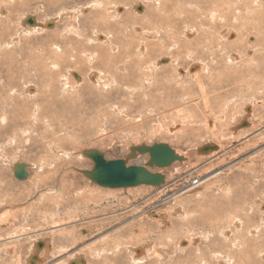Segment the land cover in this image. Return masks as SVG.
I'll list each match as a JSON object with an SVG mask.
<instances>
[{
    "label": "rangeland",
    "instance_id": "obj_1",
    "mask_svg": "<svg viewBox=\"0 0 264 264\" xmlns=\"http://www.w3.org/2000/svg\"><path fill=\"white\" fill-rule=\"evenodd\" d=\"M1 1H5L6 3L9 1L12 2H10V6L6 5V7L3 8V13L0 12V26L3 25L4 28L8 27V30L5 31L3 28H0V46L2 47L0 51L7 53L6 59L2 60L0 63V123L2 122L0 124V128L3 129V127L6 126V133H2L0 136V181L3 182L2 184L0 182V216H3L5 212L11 214L12 212H15V210H17V215L14 224L12 219H6L3 221L4 224L1 225L3 230L2 237H0V243L3 245V249L0 248V264H27L26 258L30 254V251H32L31 247L29 246H32V242L37 238L43 239L49 245L51 244V248L47 251L48 253H43L42 255L44 258H41V261H43L42 264H68L69 260L76 256L85 258V261L87 259L88 264H112L110 262L114 258L119 259L118 264H132L129 262L130 250L127 251V249H134L137 246H144V249H155L154 252L159 253L164 258V264H166L168 261L169 263L167 264H170V262H173L174 264H188L187 262L184 263V259H186L187 255L191 254L192 260L195 261V252L193 253L194 248L199 249L200 251L202 250V253L206 252L205 255L207 254L208 256L209 254L207 249L214 252L221 253L222 251L223 253H227L225 250L228 248L223 245V238L219 235V228H221V230L223 228L224 230L227 229L230 232L232 231L231 233H233L234 229L237 232L239 231L238 229H241V226L237 229L235 227L234 229L231 227L233 226V220L230 219V217H234L236 219L235 222L241 221L248 225L249 228L248 226H244V228L247 227L245 228L246 230L248 229L250 231H255L257 226H261V228L264 226V224L262 225V223H264L262 221L263 216L260 217L262 211L264 214V76H244V84H247H239L240 86L243 85L244 87L242 86L243 88L241 91L239 90V92L237 91V93H235L237 94L236 97L233 96V98L227 100L225 99L226 96L229 98L228 94L230 92L228 91L230 89H226L225 85L222 84L220 80H218V83L216 82L217 80L211 78L212 81L209 83V81L205 80V78H207L205 75L202 77L201 86L203 87V90H200L199 85L194 82L193 79H190L192 77H190L189 74H193L196 72V70L189 72L188 67L190 68L192 64H198V62H202L203 59L209 55V51L206 50V48L203 49L205 50L204 52L202 51V47L205 45H207V48L211 49L213 56L216 58V60L214 59L215 61H213L216 63L215 72L221 68V63L225 60L223 59L224 57H222L223 60L221 59L219 52L213 43L205 42L204 45V42L201 40H196L198 45H192L191 50L193 52V56L191 58L186 56L181 58L182 54L184 55V53L180 52L179 48H181L185 42L183 39L184 37H182L183 29L186 26H190L192 29H195L199 32L198 38L201 39V34L204 31L200 26V18H195L194 15H191L190 18L183 21H174V18L175 15L178 14L182 9L183 11H191L194 7H200L202 4H197L198 0H165L167 3L173 5V10L167 14L164 12L156 13L154 4L149 3L152 0H0V3ZM188 1L191 2L188 3ZM260 3L264 10V0H261ZM88 5H92V8H90L84 14L80 12L77 21L72 19L73 13H75L74 11L83 8L85 9L88 7ZM107 5L109 7L114 5L116 6L112 13H109V10L106 9ZM11 6H14V8L11 9ZM142 6H144V10H142ZM215 6L216 4L214 1H211V3L208 5L203 6V15L212 11ZM137 7H141L140 11H136ZM257 10V5L251 9L253 12ZM219 13L221 17L225 19V24H220L219 21H216V23H211L206 18H201V20L207 27L209 25H213L212 31L214 33L224 27L226 30L224 31L225 35L223 33L222 37L226 40L229 32L227 6H224L223 10H219ZM97 14L102 15V21L95 19ZM59 15H62L63 17L61 22L57 23L56 31V28H53L55 25L49 22V20L54 21L55 19H59L57 18ZM31 16L35 17L39 23H44L46 21V23L52 25L50 28L44 26L45 32L30 31L28 35H25V33L22 31L24 27L22 26L20 19ZM113 17L117 19H113ZM235 18L236 17H233V19ZM171 23H173V27H171ZM135 24L139 25L138 28H140L142 32L133 31V26H135ZM67 26H73L71 33L70 31L67 32V29L64 28ZM232 28L236 30L235 27ZM249 30H251V28H249ZM94 31L108 34L111 40H116L117 46L120 43H131L133 44V48L143 45L149 49L152 47V45H155L157 47H155L153 50V54H151L152 56L150 55V59L144 61H146L147 64L153 65L159 60H169V58L170 60H174L176 58V60L179 61L176 62V65L178 63L179 67L182 69H178L180 72L179 74H181V76L184 74V76L179 78V80L175 78V80L173 77L174 71H170L175 67L174 65H172L173 67L168 65L169 69L167 70L166 74L163 75V77H159L160 75L157 77V74H155L157 70L154 71V76L152 75L154 78V85L147 86V84H144V88H141L140 86L143 82V76L140 73H133L134 71L129 74L126 73L127 65L125 63L128 62V59L120 60L119 57L122 56L120 51H118V53L114 54V56H119L117 57L118 60L115 63H120L116 69L117 81L123 82L126 76L128 83L125 82V84L120 85L119 82L113 83V79L110 80L112 82L111 87L102 89V87H97L95 85L93 88V86L88 83V78L85 79L84 74L91 70L98 69L102 71V78L107 81L110 79V74L107 71H104V68L99 69L100 66L98 65L95 68L93 66L88 67L83 60L76 65L72 59H68V61L67 59H64V61L59 63L60 66H55V63L52 59L51 60L54 64H51L50 60L47 61V59L50 57V50L53 51V45L61 46V42H59V40L62 39H65L64 47L69 53L67 58L76 54L80 55L85 49L91 51L90 48H95L97 44L104 42V40L100 41L98 37L92 35ZM153 31H157L159 33L156 35L157 38L155 40H147L150 39V36H152L149 35V37H147V35ZM263 31L264 29L262 32ZM75 32H77V34ZM262 32L260 34H262ZM247 33L250 34L251 32ZM83 34H85V37L82 38ZM166 34H173L174 39H171L169 36L167 41V37H164ZM239 36L240 35H238L239 39H237L241 40ZM252 37L255 36L252 35L245 41L247 43H253ZM174 40L178 42L177 45L176 42H173ZM229 40L230 39H228V41ZM91 41L92 43H90ZM109 43L111 42L105 41L106 45ZM241 44L242 43H240L239 46H233L230 52L236 54L238 53L239 55V52L242 51L241 53H244V59L249 62L251 53L249 54L250 56L245 54L243 47L247 48V45ZM21 48L23 53H21ZM42 48H44L43 52L45 55H42V52L39 50ZM167 48H169V50ZM250 49L251 48H247V50ZM134 50L136 49L134 48ZM185 50L186 49L184 48V51ZM171 51L176 54L172 53ZM130 57L134 60L135 54H130ZM80 58L84 59V57L81 55ZM42 62L47 64L42 65ZM247 62L243 63L242 65H237L235 68L231 67L229 71L240 73L242 68H250L247 64H251V66H256L258 64V61L256 62L257 64ZM34 63L39 64L38 69L44 71L46 68L45 71L47 72H42L39 75H36L34 68H31L33 65H35ZM163 64L164 63H162V65ZM69 65L71 66L68 67ZM212 65L214 66V63ZM53 68L55 75L52 70ZM69 69L73 72H77V74L80 72L81 74H79L80 76L83 75L82 78L85 80V83L83 86H80L81 89H69L66 94L63 93L61 89L63 88L62 76L65 75L66 70L68 71ZM122 69H124V71ZM157 69H159V67ZM168 71L170 73H168ZM110 72L111 74L114 73L112 70ZM46 73L50 75L53 73V78L50 76L52 83L48 79L49 77H47L48 74ZM186 74H188V76ZM164 77L170 79L173 77L174 83H167L164 81ZM249 82H251V84ZM112 84L114 85L112 86ZM156 87L158 88L156 89ZM225 90L228 93L225 92ZM42 95L45 97L47 95V97H41ZM203 96L208 98L210 105L209 108L211 109L209 112L204 109L203 102H200ZM47 98L48 100H46ZM101 98L105 99L102 100ZM56 99L58 101H60V99L61 101H64V103L62 102L63 105ZM34 100L37 102L35 101L34 103ZM32 104L34 105L32 106ZM74 105L76 107H72ZM247 105L250 106L251 111L248 127L232 132L231 129L234 128L236 124L241 122L242 117L247 115L245 111ZM56 106H60L59 109ZM68 107L72 109L71 111L74 110L73 112H76V115H72L73 112L70 111V108L68 110ZM78 108L81 109L79 110ZM83 108L84 111L82 110ZM63 110H65L67 113L70 112L67 117L69 119L62 120L59 118L53 119L48 117L49 115L54 113L57 114V112H61ZM77 110H79V112ZM120 112H123L124 114H120ZM39 113L40 116L38 117ZM125 115H127L128 118H124ZM17 116L19 119L16 120V122H11V119H15ZM185 116L187 119H185ZM2 118L6 122H3ZM77 118L79 119L77 120ZM209 118L211 120H208ZM208 121L215 122V124H212L213 130L211 129L210 125H207ZM175 127L177 130L175 129L173 134L170 135L168 133V128L171 129ZM178 128L180 130H178ZM181 130L183 132H180ZM209 143L218 146V148L221 147L220 151L217 152L220 155L215 156V158L203 157L201 158L202 160H196V156H198L196 151L197 148ZM154 144H166L171 149H173L175 153H179L180 156H185L187 159V164H180L176 162L168 168L160 170L155 168L151 170L149 169L151 173H160L165 176L164 184L160 185L159 187L139 186L127 189L105 190L93 184L91 181L89 182L85 175L82 174V171H90L93 167L92 161L82 155L83 151H98L104 155V158L107 161H115L125 159V157L129 154L131 147L140 145L152 146ZM49 145L54 148V151L57 154L53 153V150L49 148ZM223 156L225 158H223ZM147 161L148 155L137 154V157L131 159L128 162V165L144 166L146 165ZM17 163L25 164L28 167L27 171L29 173V177L24 181H18L13 176V166ZM230 164L233 166L229 171H222L227 165ZM214 173H219L220 176L217 174L215 177L211 178L213 180H209L211 183L208 181L204 182L203 185L201 184V187L203 188L199 187L193 193L183 195V191H186V187L189 186L194 180L199 179V182L204 181L207 177ZM61 179L66 182L65 184L67 186H69V183H73L72 187L69 188L65 194L63 189L58 185V182ZM228 180L229 182H232L229 184ZM213 182H215V184ZM56 186H58V188H56ZM231 187L236 188L233 189V194H228V188L230 190ZM89 190H96V193H90L88 192ZM131 190H138L139 193L131 195L130 193H134ZM156 190L160 191L155 193ZM119 191L121 192L119 193ZM204 191H206V194ZM234 191H236V193H234ZM60 192H62L61 195H66V197H64L62 204H60L58 207L55 206L56 202L58 201L54 202L51 200V198L57 200V194ZM197 192L201 195L199 197L196 195L195 197L197 199L193 198L195 193L198 194ZM210 192H212V194ZM78 193L80 194L78 195ZM154 193L156 198L153 195ZM179 193L181 196L177 197L175 201H169L164 207L160 206L164 211L160 210V207L153 209V205L156 203V201L164 204V200L167 198V196L172 194L177 196V194L180 195ZM207 194L208 196H206ZM238 194H242L243 196L241 195L239 197ZM143 195L148 197L146 202L142 200L144 198ZM210 195H212L211 198L209 197ZM235 195L238 197V202L236 201L234 203L235 205L232 204L233 202H231V204L227 202V196L232 197ZM112 196H115V199ZM187 196L189 197L187 198ZM204 196H206L205 198L209 197L210 199L208 198L204 201ZM213 197H216L218 200L222 198L223 202L222 200H220V202ZM241 197L245 199L244 201H246V204ZM10 199L13 200L14 205L6 204L7 201H10ZM212 199H214V201ZM201 200L204 202H201ZM65 202H67V204ZM206 202L207 204H205ZM241 202L243 204H241ZM254 202L256 203L253 204ZM208 203L210 206H208ZM247 203H249L248 206ZM5 204L7 207H5ZM198 204H200L201 207ZM211 204H214V206ZM227 204L231 205L233 208L230 207L229 210ZM239 205L245 208L249 207L250 209L248 210L247 208L246 211L244 210L245 208L242 207V210L244 211L243 212L241 211ZM216 206L219 207L216 209ZM222 206L224 208L227 207L224 209L226 211L223 210ZM179 207L181 208L179 209ZM218 208L220 210L222 208V212L219 213L221 215L217 214V216L219 215V217L222 219V222L224 221V223L221 221L220 223H216V221L214 223L213 220H208L210 222H207V219H210V216H212H209L208 213L212 211L210 214L215 215L216 210L219 211ZM166 209L168 210L166 211ZM192 209L193 211L190 214ZM202 209H205L203 210V213ZM231 209H235L236 213ZM154 210L159 213H156ZM183 212H185V214ZM239 212L244 213V215ZM123 213H125V215ZM225 213H227V216ZM252 213H254V216ZM155 214L157 215L155 216ZM160 214L162 217H164V220L165 217H170L169 220L166 218L168 221L165 224L169 222L167 226H165L164 223H159V226L155 224V222L158 223V219H155V217L160 216ZM200 214L201 217L199 216ZM202 214L206 217L202 216ZM239 214H242L240 218H238ZM145 215H150V218L146 217ZM224 217L227 218L225 219ZM252 218H255V220ZM196 219L199 221L198 223L195 221ZM192 220L193 222L195 221L194 223L197 226L192 223ZM8 222H11V224H8ZM205 222L211 224V226L208 227L213 229H209L207 225H205ZM253 222L254 225L252 226ZM136 223L137 225H134ZM243 223H241V225H244ZM255 223H257V226ZM214 224H220L217 227L218 231L217 228L215 229ZM52 226L56 228H52ZM201 226L204 228L202 229ZM224 227H226V229ZM13 228L14 230H12ZM151 228L155 229V231H151ZM148 230L151 232H148ZM210 231L211 234L208 233ZM53 232L55 233L52 234ZM118 233H121V235L118 236ZM204 233L205 235L203 236ZM206 233L208 235H206ZM8 234H10V238L12 239H9V242L5 241L9 238L7 236ZM11 234L17 235L12 236ZM203 237H205L204 240ZM249 237L251 236L249 235L248 238ZM17 238H19L18 241L16 240ZM256 238L257 240L255 237H251L249 239H253L254 243L258 240L261 242L263 240L262 238L259 239L257 236ZM22 239L25 242L22 241ZM188 239L192 242L188 241ZM6 242L11 246L7 245ZM250 242H252V240H250ZM119 243L124 244H121V246ZM192 243L195 246H193ZM177 245L178 247L180 246L182 249H186L187 251L185 250L181 253L179 251L180 247L178 248ZM221 246L223 249L225 248L224 251L223 249L221 250ZM115 247H117L116 249L120 250H114ZM217 247L219 248L217 249ZM40 251L43 252V249H40ZM258 251L259 250L256 249V252ZM115 252L117 253L114 255ZM233 252L235 254L241 252L242 255L240 256L243 257L246 254L247 257L245 258L247 259L254 257V253L246 251V249H233ZM16 253H18V255H16ZM94 253L99 254V257H95ZM183 254L185 257H183ZM248 254H252V257ZM254 255L256 256V261L261 257L257 263H264V255L261 256L259 253L258 256L257 254ZM240 256L235 255L236 260L233 264H241ZM192 260L189 259L191 263ZM212 260H210L211 264L217 263L215 262L217 259ZM236 261H238V263H236ZM34 264H39V262H34ZM193 264H195V262Z\"/></svg>",
    "mask_w": 264,
    "mask_h": 264
},
{
    "label": "bare ground",
    "instance_id": "obj_2",
    "mask_svg": "<svg viewBox=\"0 0 264 264\" xmlns=\"http://www.w3.org/2000/svg\"><path fill=\"white\" fill-rule=\"evenodd\" d=\"M211 1H214L215 2V4H216V6H215V8L212 10V11H210V12H208L207 14H205V15H203V10H202V7L203 6H206V5H208L209 3H211ZM3 2H5V1H1V3H0V12H2L3 11V8L4 7H6V5H8V6H10V2H12V1H9L8 3H3ZM97 2V1H96ZM99 2V1H98ZM191 1H188V3H190ZM261 0H198L197 1V4L198 3H201L202 5L200 6V7H194L191 11H183V9L178 13V14H176L175 15V18H174V21H183V20H186V19H188V18H190V16L191 15H194V17L195 18H200V23H201V28H202V30L204 31L202 34H201V37H202V39L201 38H198V34H199V32L198 31H196L195 29H192L190 26H186L184 29H183V36L182 37H184L183 39L185 40V42H184V44L182 45V47L181 48H179V51L180 52H183L184 53V55L182 54V56H181V58L182 57H184V56H186V57H188V58H191L192 56H193V52H192V50H191V48H192V45L193 44H197L198 45V42H196V40H201V41H203L204 42V45H205V42L206 43H213L215 46H216V48H217V50H218V52H219V55H220V57H221V59H222V57H224L223 59H225L222 63H221V68L218 70V71H216L215 72V70H216V63L215 62H213V61H215L216 60V58L213 56V54H212V52H211V49L210 48H207V45H205L204 47H202V51L204 52L205 50H203V49H205L206 48V50H208L209 51V55H207L206 56V58H204L203 59V61L202 62H198V64L196 63V64H192V66H190V68L188 67V70H189V72L190 71H194V70H196V72H194L193 74H189V76L190 77H192V78H190V79H193V81L194 82H196L198 85H199V87H200V90H203V87L201 86L202 85V77L203 76H207V78H205V80H207V81H209V83L212 81V79L211 78H214L215 80H217L216 82H218L219 83V81L218 80H220L221 81V83L222 84H224L225 85V88L226 89H230L228 92H230L229 94H228V97L229 98H227V96H226V99L225 100H227V99H230V98H233V96L234 97H236L237 96V94H235V93H237V91L239 92V90L241 91V89L244 87L243 85H246V84H244V81L245 80H243V77L244 76H246V75H248L247 77H252L253 75H262V77L264 76V31L262 32V30L264 29V10H263V8H262V5H261ZM149 3H151V4H154V6H155V11H156V13H158V12H164V13H170L172 10H173V5L172 4H169V3H167L165 0H152L151 2H149ZM3 4V5H2ZM98 4H100V3H98ZM97 5V4H96ZM109 5H113V4H109ZM255 5H257V8H258V10L257 11H255V12H253V11H251V9L255 6ZM15 6V5H14ZM14 6H11V9L12 8H14ZM19 6V5H18ZM18 6H16V7H18ZM108 6V5H107ZM106 6V9L107 10H109V13H112L113 12V9L116 7L115 5L114 6H108L107 7ZM224 6H227V11H228V17H229V24H228V35H227V37H226V40L222 37L223 36V33H224V31L226 30L224 27H222L219 31H217V32H213L212 31V28H213V25H209L208 27L205 25V23L201 20V18H206V19H208L211 23H216V21H219L220 22V24L222 23V24H225L226 23V21H225V19H223L222 17H221V15H220V13H219V10H223V8H224ZM94 7V6H93ZM143 7L144 6H142V10H144L143 9ZM90 8H92V5H88V7H86L85 9L83 8V9H80V10H76V11H74L75 13H73V16H72V19L73 20H75V21H77V18H78V16H79V13L80 12H82L83 14L85 13V12H87ZM139 8H141V7H139ZM72 12V11H71ZM3 13V12H2ZM69 15V14H68ZM62 15H59V17H57V18H59V19H55L54 21H51V20H49V22H51V23H53V25H55V27L53 26V28H56V25H57V23H60L61 22V19H62ZM233 17H236L235 19H233ZM26 18H28V17H23L22 19H20L21 21V23H22V26L24 27L23 28V32L25 33V35H28V33H30V31H32V32H38V31H43V32H45L44 30H45V27H51V25L52 24H49V23H46V21L44 22V23H39V21L35 18V17H32L31 16V18H33L34 19V21H35V25L34 26H29V25H26V24H24V20L26 19ZM140 18V17H139ZM95 19H97L98 21H102L103 20V17H102V15L101 14H97L96 16H95ZM113 19H117V18H114L113 17ZM126 19H129V18H126ZM130 19H133V18H130ZM19 22V21H18ZM27 26V27H26ZM45 26V27H44ZM139 27V25H136L135 24V26H133V31H136V32H142V30L140 29V28H138ZM171 27H173V23H171ZM232 27H235L236 28V30L234 29V28H232ZM0 28H3L4 29V31L5 30H8L7 28L8 27H6V28H4V26L2 25V26H0ZM65 29H67V32L68 31H70V33H71V31H72V28H73V26L71 27V26H67V27H64ZM224 28V29H223ZM249 28H251V30H249ZM51 30V29H50ZM56 31H57V28H56ZM1 32V31H0ZM157 31H153V32H150L148 35H147V37H149V35H152V36H150L149 38L150 39H147V40H155L156 38H157V36L156 35H158L159 33L157 32ZM247 32H251L250 34H248ZM262 32V34H260ZM19 33V32H18ZM41 33V32H40ZM76 34H77V32H75ZM47 34V33H46ZM19 35V34H18ZM24 35V36H25ZM93 36L95 35V37H98L99 38V40L100 41H103L104 40V42L103 43H99V44H97L96 45V47L95 48H90L91 49V51H88L87 49H85V50H83L82 52H81V56L82 57H84V59H81L80 58V55L79 54H76V55H74V56H72V57H68L67 58V56H69V53L67 52V50L65 49V47H64V43H65V39H62V40H59V42H61V46H59V45H53V51H51L50 50V57L47 59V61L48 60H50V62H51V64H54L55 63V66H60L59 65V63L61 62V61H64V59H67V61H68V59H72L73 61H74V64H79V62H81L82 60L85 62V64H86V66H88V67H96L97 65L98 66H100V68L99 69H103L104 68V71H107L109 74H110V79L109 80H107V81H105L103 78H102V71L101 70H98V69H96V70H91V71H89V72H87L86 74H84L85 75V79H87L88 78V83L89 84H91L92 86H93V88H94V85L95 86H97V87H102V89H107L108 87H111V83L113 82V83H116V82H119V84L120 85H123V84H125V82L126 83H128V81H127V77L125 76V80L123 81V82H120V81H117V76H116V74H117V66H118V64H120V63H115L118 59H117V57H119L118 55L117 56H114V54H116V53H118V51H120V53H121V56L122 57H119V59L120 60H125V59H128V62H126L125 64L127 65L126 67V73H132L133 71V73H140L142 76H143V84L141 83V88H144V84H147V86H151V85H154V78H153V76H154V71L155 70H157V72L155 73V74H157L156 76L158 77V75H160L159 77H163V75H165L166 74V72H167V70L169 69V67H168V65H170V67H173L172 65H174V67L175 68H173V69H171L170 71H174V74H173V77H174V79L175 78H177L178 80H179V78H182L183 76H184V74H182V76H181V74H179L180 72H179V68L181 69V67H179V65H178V63H177V65H176V62H179V61H177L176 60V58L173 60H170V58H169V60H167V59H165V60H159V61H156L153 65H150V64H147L146 63V61H144V60H148V59H150L149 57H150V55L151 54H153V50L155 49V47H157V46H155V45H152V47L151 48H149V49H147V47L146 46H143V45H139V46H137V48L136 47H134L136 50H134V48H133V44H131V43H120V44H118V46H117V44H116V40H114V39H110L109 38V35L108 34H105V33H98V32H96V31H94L93 32V34H92ZM144 35V34H143ZM224 35H225V33H224ZM238 35H240L239 37H240V39L241 40H238L239 38H238ZM255 36V37H252V39H253V43H250V42H246L245 40L246 39H249L251 36ZM34 36H35V34H34ZM169 36L171 37V39L173 38V34H166L164 37L166 38L167 37V41H168V38H169ZM229 36V37H228ZM30 37V36H29ZM37 37V36H36ZM83 37H85V34H83L82 35V38ZM12 38V37H11ZM25 38V37H24ZM192 38V39H191ZM234 38V39H233ZM238 38V39H237ZM244 38V39H243ZM29 39V38H28ZM27 39V40H28ZM174 39V38H173ZM228 39H230L229 41H228ZM231 39H233V40H231ZM237 39V40H236ZM243 39V40H242ZM36 40V39H35ZM105 41L106 42H111V43H109L108 45H106L105 44ZM41 42V41H40ZM173 42H176V45L178 44V42L176 41V40H174ZM244 42V43H243ZM90 43H92V41L90 42ZM240 43H242V44H245V45H247V48H251L250 50H247V48H245V47H243L244 48V52H245V54H247V55H249L250 53H251V56H250V59H249V62H247L245 59H244V53L242 54L241 52H239V55H238V53L236 54V53H232V52H230V50L233 48V46H239V44ZM241 44V45H242ZM199 45H200V43H199ZM203 45V44H202ZM171 47H173V46H171ZM159 48V47H158ZM170 48V47H169ZM169 48H167L168 50H169ZM184 48L186 49L185 51H184ZM242 48V49H243ZM2 49V47L0 46V50ZM38 49V48H37ZM43 49L44 48H42V49H39L40 50V52H42V55H45L44 54V52H43ZM182 49H183V51H182ZM93 50V51H92ZM134 50V51H133ZM167 50V51H168ZM60 51V52H59ZM95 51H97V52H95ZM158 51V50H157ZM187 51V52H186ZM191 51V52H190ZM59 52V53H58ZM139 52V53H138ZM159 52H161V51H159ZM170 52V51H169ZM172 53H174L173 51H171ZM237 52V51H236ZM21 53H23L22 52V48H21ZM132 53H134L135 54V59L133 60L131 57H130V54H132ZM145 54V55H144ZM160 54V53H159ZM168 54V53H167ZM174 54H176V53H174ZM6 55H7V53L6 52H3V51H0V63L2 62V60H5L6 59ZM169 55V54H168ZM179 55V54H178ZM33 56V55H32ZM79 56V57H78ZM152 56V55H151ZM170 56V55H169ZM177 56V55H176ZM39 57V56H38ZM252 57H254V58H252ZM27 58V57H26ZM30 58H32V57H30ZM34 58V57H33ZM37 58V57H36ZM179 58V57H178ZM40 59V58H39ZM54 61V63H53V61ZM215 59V60H214ZM222 59V60H223ZM25 60H28V59H25ZM42 60V59H41ZM46 60V59H45ZM180 60V59H179ZM207 60V61H206ZM29 61H30V59H29ZM36 61V60H35ZM34 61V62H35ZM258 61V64L256 63ZM20 62V61H19ZM24 62V61H23ZM28 62V61H27ZM83 62V63H84ZM181 62V61H180ZM207 62V63H206ZM255 63V64H257L256 66H251V64H247L248 65V67H250V68H248V69H245V68H242L241 69V72L240 73H238V72H230L229 71V69L232 67V68H235V66H237V65H242L243 63ZM29 63V62H28ZM38 63V62H37ZM40 63V62H39ZM162 63H164L163 65H162ZM166 63V64H165ZM195 63V62H194ZM214 63V66L212 65ZM33 64V63H32ZM35 64V63H34ZM44 64H47V63H45V62H42V65H44ZM68 64V63H67ZM20 65V64H19ZM30 65V64H29ZM37 65H38V67H37ZM48 65H50V64H48ZM83 65V64H82ZM27 66V65H26ZM32 66V65H31ZM54 66V65H53ZM71 65H69L68 67H70ZM45 67V66H44ZM159 67V69H157ZM31 68H34V70H35V72H36V75H39L40 73H42V72H47V71H45L46 70V68L44 69V71L43 70H41V69H38L39 68V64H35V65H33V67H31ZM48 68V67H47ZM59 68V67H58ZM72 68V67H71ZM73 68H74V66H73ZM76 68V67H75ZM56 69V68H55ZM120 69V68H119ZM198 69V70H197ZM53 70V73H54V68L52 69ZM51 70V71H52ZM74 70V69H73ZM98 70V71H97ZM114 71V73H112L111 74V72L110 71ZM123 71H124V69H122ZM182 70V69H181ZM187 70V69H186ZM187 70V71H188ZM78 71V70H77ZM55 72H56V70H55ZM53 73H52V75H50V74H48V73H46V74H48V76L47 77H49L48 79L50 80L51 78H50V76L53 78ZM80 73V72H79ZM77 74V72H73V71H71L70 69L67 71L66 70V74L65 75H63L62 76V87L63 88H61L62 89V92L63 93H66L67 94V92H68V90L70 89V90H72V89H81V85L83 86L84 85V83H85V80L82 78V76L83 75H81L80 76V74ZM168 73H170L169 71H168ZM173 73V72H172ZM187 73V72H186ZM83 74V73H82ZM103 74H104V72H103ZM54 75H55V73H54ZM153 75V76H152ZM187 76H188V74H186ZM41 77H42V75H41ZM54 77H56V76H54ZM59 77V76H58ZM173 77L170 79V78H166V77H164V81H166L167 83H169V84H172V82H173ZM8 78H10V77H8ZM7 78V79H8ZM258 78V77H257ZM108 79V78H107ZM114 79V80H113ZM252 79V78H251ZM261 79V78H260ZM11 80V79H10ZM79 81V82H77V81ZM110 80H113L112 82L110 81ZM176 80V79H175ZM254 80V79H253ZM51 81V80H50ZM49 81V82H50ZM58 81V80H57ZM260 81V80H259ZM46 82H48V81H46ZM59 82V81H58ZM177 82V81H176ZM179 82V81H178ZM251 82H253V81H251ZM251 82H249L250 84H251ZM254 82H255V80H254ZM42 83V82H41ZM51 83H52V81H51ZM87 83V84H88ZM174 83V82H173ZM54 84V83H53ZM212 84V83H211ZM239 84H243V85H239ZM255 84V83H254ZM49 85V84H48ZM59 85V84H58ZM91 85H90V89H91ZM114 84H112V86H113ZM50 86H51V84H50ZM87 86V85H86ZM85 86V87H86ZM133 86V85H132ZM243 86V87H242ZM45 88H46V85H45ZM83 88V87H82ZM114 88V87H113ZM139 88V87H138ZM158 87H156V89H157ZM160 88V87H159ZM36 89V88H35ZM50 89H51V87H50ZM98 89V88H97ZM100 89V88H99ZM47 90V89H46ZM93 90V89H92ZM96 90V89H95ZM36 91V90H35ZM39 91H41V90H39ZM43 92V91H42ZM49 92V91H48ZM53 92V91H52ZM58 92V91H57ZM56 92V93H57ZM82 92V91H81ZM224 92V91H223ZM225 92H227L226 90H225ZM227 92V93H228ZM36 93V92H35ZM40 93V92H39ZM46 93V92H45ZM41 94V93H40ZM48 95H50V94H48ZM57 95V94H56ZM225 95H227V94H225ZM44 95H42L41 97H43ZM51 96V95H50ZM58 96V95H57ZM29 97V96H28ZM31 97V96H30ZM45 97V96H44ZM46 97H47V95H46ZM45 97V98H46ZM54 97V96H53ZM99 97V96H98ZM45 98H44V100H45ZM219 98V97H218ZM35 99H37V98H35ZM58 99V98H57ZM56 99V100H57ZM102 99V98H101ZM100 99V100H101ZM103 99H105V98H103ZM102 99V100H103ZM107 99V98H106ZM124 99V98H123ZM5 100V99H4ZM8 100V99H7ZM32 100V99H31ZM39 100V99H38ZM46 100H48V98L46 99ZM97 100V99H96ZM35 101L36 100H34V103H35ZM58 101V100H57ZM74 101V100H73ZM98 101V100H97ZM4 102V101H3ZM8 102V101H7ZM37 102V101H36ZM51 102V101H50ZM58 102H60L61 104H62V102L64 103V101H61V99H60V101H58ZM66 102V101H65ZM72 102V101H71ZM103 102V101H102ZM162 102V101H161ZM200 102H203V107H204V109L207 111V112H209V110L211 111V109L209 108L210 107V105H209V102H208V98L206 97V96H203L202 98H201V101ZM40 103H41V100H40ZM7 104V103H6ZM9 104V103H8ZM31 104V103H30ZM48 104V103H47ZM68 104H69V102H68ZM232 104V103H231ZM34 104H32V106H33ZM38 105V104H37ZM42 105V104H41ZM50 105V104H49ZM58 105V104H57ZM63 105V104H62ZM61 105V106H62ZM66 105H67V103H66ZM81 105V104H80ZM201 105V104H200ZM30 106V105H29ZM76 106H77V104H76ZM75 105L74 106H72V107H76ZM82 106V105H81ZM243 106V105H242ZM17 107V106H16ZM57 107V106H56ZM60 107V106H59ZM59 107H57L58 109H59ZM63 107H65V106H63ZM80 107V106H79ZM69 108L70 107H68L67 109L69 110ZM82 108V107H81ZM80 108V109H81ZM85 108V107H84ZM84 108L82 109L83 111H84ZM201 108V107H200ZM37 109V108H36ZM40 109V108H39ZM65 109V108H64ZM79 109V108H78ZM79 109V110H80ZM87 109V108H86ZM72 109L70 108V111H71ZM75 110H76V108H75ZM79 110H77L78 112H79ZM192 110V109H191ZM199 110V109H198ZM74 111V110H73ZM73 111H71V112H73ZM86 111V110H85ZM244 111V110H243ZM245 111H246V116H244V117H242V120H241V122L239 123V124H236V126L234 127V128H232L231 129V131L233 132V131H237V130H239V129H242V128H246V127H248V121H249V117H250V106H246V108H245ZM27 112V111H26ZM183 112V111H182ZM189 112V111H188ZM194 112V111H193ZM48 113V112H47ZM70 113V112H69ZM69 113H67V112H65V110H63V111H61V112H57V114H52V115H49L48 117L49 118H53V119H56V118H59V119H62V120H65V119H69V118H67L68 117V114ZM87 113H88V111H87ZM179 113H181V112H179ZM196 113H197V111H196ZM195 113V114H196ZM212 113V112H211ZM245 113V112H244ZM23 114V113H22ZM26 114V113H25ZM73 114H75L76 115V112H73L72 113V115ZM120 114H124L123 112H120ZM78 115V114H77ZM192 115V114H191ZM40 116V113H39V115H38V117ZM82 116V115H81ZM182 116V115H181ZM71 117V116H70ZM77 117V116H76ZM74 118V117H73ZM81 118V117H80ZM124 118H128V116L127 115H125V117ZM192 118V117H191ZM19 118H18V116L15 118V119H11V122L12 121H15L16 122V120H18ZM79 118H77V120H78ZM185 119H187L186 118V116H185ZM1 120V119H0ZM2 120H3V122H6L3 118H2ZM190 120V119H189ZM208 120H211L210 118L208 119ZM10 121V120H9ZM216 121V120H215ZM2 123V122H1ZM0 123V124H1ZM192 123V122H191ZM243 123H245V125H242ZM212 124H215V122L214 121H208V124L207 125H210V127H211V129L213 128V125ZM10 125V124H9ZM12 125H13V123H12ZM176 126V125H175ZM6 127V126H5ZM5 127H3V129H1L0 128V136H1V134L2 133H6V129H5ZM172 127V126H171ZM174 127V126H173ZM176 127H178V126H176ZM176 127L175 128H171V129H169L168 128V133L171 135V134H173V132L175 131V129H176ZM179 127H181V126H179ZM177 130V129H176ZM178 130H180L179 128H178ZM213 130V129H212ZM7 131H8V129H7ZM167 131V130H166ZM179 132V131H178ZM180 132H183L182 130L180 131ZM167 133V132H166ZM185 133V132H184ZM228 133V132H227ZM168 134V135H169ZM175 134V133H174ZM177 135V134H176ZM179 135V134H178ZM171 137V136H170ZM178 137V136H177ZM175 138V137H174ZM223 138V137H222ZM242 138V137H241ZM183 140V139H182ZM222 140V139H221ZM234 142V141H233ZM210 144V143H209ZM211 145H214V144H211ZM238 145V144H237ZM236 145V146H237ZM50 147V149L51 150H53V153H55V151H54V148L53 147H51V145H49ZM216 146V145H215ZM234 146V145H233ZM217 147V150L216 151H214V152H212V153H209V154H207V155H201V154H198L197 153V155L198 156H196V160H199V159H201V158H203V157H212V158H215V156H218V155H220V154H218L217 152H219L220 151V148H218V146H216ZM63 149V148H62ZM198 149V148H197ZM197 151V150H196ZM84 152V151H83ZM255 153V152H254ZM55 154H57V153H55ZM178 156H180V154L179 153H176ZM210 154H212V155H210ZM240 154V153H239ZM82 155H83V153H82ZM185 155V154H184ZM189 155V154H188ZM225 155H227V154H225ZM224 155V156H225ZM254 155V154H253ZM63 156V155H62ZM223 156V158H225ZM181 157H183L184 158V161L183 162H181L180 164H183V163H186L187 162V159L185 158V156H181ZM227 157V156H226ZM231 157V156H230ZM195 158V157H194ZM202 160V159H201ZM197 162V161H196ZM223 162V161H222ZM243 162V161H242ZM190 163V162H189ZM252 163V162H251ZM187 164V163H186ZM216 164V163H215ZM245 164V163H244ZM232 166L233 165H227L226 167H225V169L224 170H222V171H229L231 168H232ZM42 167V166H41ZM236 167V166H235ZM234 167V168H235ZM241 167V166H240ZM246 167H247V165H246ZM243 168V167H242ZM220 169V168H219ZM253 170V169H252ZM203 172V171H202ZM247 172V171H246ZM191 174V173H190ZM209 174V173H208ZM217 174H219V173H214V174H212L211 176H209V177H207L204 181H201V182H199V179H196V180H194L189 186H187L186 188V191H183V195H188V194H190V193H193L196 189H198L199 187H201V184L203 185V183L204 182H208L211 178H213V177H215ZM225 174V173H224ZM230 174V173H229ZM232 174V173H231ZM201 175V174H200ZM221 175H222V173H221ZM208 176V175H207ZM218 176H220V174L218 175ZM217 176V177H218ZM29 177V176H28ZM233 177V176H232ZM202 178V177H201ZM221 178V177H220ZM243 178V177H242ZM216 179V178H215ZM214 179V180H215ZM223 179V178H222ZM228 179V178H227ZM226 179V180H227ZM211 180H213V179H211ZM218 180V179H217ZM216 180V181H217ZM235 181V180H234ZM1 182V184L3 183L2 181H0ZM60 182V183H59ZM59 182H58V185H59V187L60 188H62L63 189V192H64V194L67 192V190L69 189V188H71L72 187V184L73 183H69V186H67L65 183L66 182H64V180H59ZM90 182V181H89ZM210 182V181H209ZM219 182V181H218ZM220 182H222V181H220ZM228 182H229V180H228ZM230 182H232V181H230ZM230 182H229V184H230ZM245 182H247V181H245ZM211 183V182H210ZM214 184H215V182H213ZM226 184V183H225ZM247 184H249V183H247ZM246 184V185H247ZM256 184V183H255ZM259 184V183H258ZM207 185H209V184H207ZM219 185H221V184H219ZM226 185H228V184H226ZM232 185V184H231ZM235 185V184H234ZM2 186V185H1ZM249 186V185H248ZM256 186V185H255ZM3 187H5V186H3ZM166 187V186H165ZM171 187V186H170ZM169 187V188H170ZM205 187V186H204ZM213 187V186H212ZM230 187V186H229ZM6 188V187H5ZM56 188H58V186H56ZM201 188H203V187H201ZM215 188V187H214ZM232 188V187H231ZM230 188V190H229V188H228V191H227V193L229 194V193H232L233 192V189L234 188H236V187H234V188H232L231 189ZM252 188V187H251ZM223 189V188H222ZM221 189V190H222ZM247 189H249V188H247ZM246 189V190H247ZM65 190V191H64ZM105 190H107V189H105ZM110 190V189H109ZM115 190H117V189H115ZM162 190V189H161ZM219 190V189H218ZM253 190V189H252ZM61 191V190H60ZM93 191V192H92ZM96 190H89L88 192H90V193H94ZM132 192H134V193H130L131 195H135V194H137V193H139L138 192V190H131ZM160 190H156L155 191V193L156 192H159ZM198 191V190H197ZM245 191V190H244ZM1 192H2V190H1ZM104 192V191H103ZM109 192V191H108ZM117 192V191H116ZM121 191H119V193H120ZM126 192H127V190H126ZM154 192V191H153ZM206 191H204V193H205ZM209 192V191H208ZM207 192V193H208ZM213 192V191H212ZM212 192H210L211 194H212ZM237 192H239V191H237ZM242 192V191H241ZM61 193L62 192H60V193H58L57 194V200L55 199H53V198H51V200L52 201H54V202H56V201H58V202H56V204H55V206H58L59 207V205L60 204H62V200L64 199V197H66V195H61ZM96 193V192H95ZM115 193V192H114ZM113 193V194H114ZM155 193L153 194L154 196H155ZM181 193H182V191H181ZM198 193V192H197ZM234 193H236V191H234ZM247 193V192H246ZM80 193H78V195H79ZM82 194V193H81ZM108 194V193H107ZM107 194H105V195H107ZM127 194V193H126ZM129 194V195H130ZM152 194V193H151ZM180 194V193H179ZM203 194V193H202ZM206 194V193H205ZM233 194V193H232ZM84 195V194H83ZM101 195V194H100ZM102 195H104V194H102ZM128 195V196H129ZM130 195V196H131ZM200 196L201 194H196L195 193V195H194V197L193 198H196L195 196ZM216 195V194H215ZM239 195V197L242 195H240V194H238ZM243 195H244V193H243ZM242 195V196H243ZM82 196V195H81ZM116 196V195H115ZM114 196V197H115ZM122 196V195H121ZM124 196V195H123ZM144 196V195H143ZM152 196V195H151ZM179 196H181V194L180 195H178L177 194V196L176 195H174V194H172V195H170V196H167V198L164 200V202H162V203H164V204H161L160 202H158V201H156V203L153 205V209L155 208L156 209V207H160V206H162V207H164V206H166V204L169 202V201H175L176 200V198L177 197H179ZM190 196V195H189ZM189 196H187V198L189 197ZM206 196H208V194L206 195ZM206 196H204V198L206 197ZM223 196V195H222ZM221 196V197H222ZM226 196V195H225ZM224 196V197H225ZM231 196V195H230ZM257 196V195H256ZM83 197V196H82ZM103 197V196H102ZM113 197V196H112ZM113 197V198H114ZM120 197V196H119ZM119 197H118V199H119ZM170 197V198H169ZM191 197H192V195H191ZM210 198L212 197V195H210L209 196ZM208 197V198H209ZM244 197H246V196H244ZM258 197H260V196H258ZM263 197V196H262ZM55 198V197H54ZM67 198H68V196H67ZM84 198H85V196H84ZM100 198V197H99ZM154 198V197H153ZM155 198H156V196H155ZM203 198V197H202ZM203 198V199H204ZM208 198H205L204 199V201L206 200V199H208ZM209 198V199H210ZM213 198H216V197H213ZM220 198V197H219ZM242 198V197H241ZM261 198V197H260ZM59 199V200H58ZM115 199V198H114ZM180 199V198H179ZM197 199V198H196ZM217 199V198H216ZM215 199V200H216ZM224 199V198H223ZM225 199H226V197H225ZM227 199H228V201L227 202H229L230 204H231V202H233L232 204H234L237 200H238V197H236V195L235 196H232V197H229V196H227ZM243 199V198H242ZM241 199V200H242ZM50 200V201H51ZM117 200V199H116ZM142 200H144L145 202L148 200V197H146V196H144V198L142 199ZM189 200H191V199H189ZM213 201H214V199H212ZM218 200V199H217ZM220 200H222V198H220ZM220 200H218V201H220ZM245 199H243V201H244ZM92 201V200H91ZM160 201V200H159ZM187 201V200H186ZM194 201H195V199H194ZM204 201H202L201 200V202H204ZM212 201V202H213ZM6 202V201H5ZM139 202V201H138ZM179 202V201H178ZM196 202H198V201H196ZM209 202V201H208ZM217 202V201H216ZM215 202V203H216ZM221 202V201H220ZM222 202H223V200H222ZM226 202V201H225ZM224 202V203H225ZM238 202V201H237ZM245 202V204H246V201H244ZM257 202V201H256ZM256 202H254L253 204H255ZM19 203H20V201H19ZM66 204H67V202H65ZM85 203V202H84ZM135 203H137V202H135ZM186 203V202H185ZM190 203V202H189ZM195 203V202H194ZM210 203V202H209ZM208 203V204H209ZM6 204H13V200H11L10 199V201H7V203ZM6 204H5V207H7L6 206ZM48 204V203H47ZM82 204V203H81ZM130 204H132V203H130ZM151 204V203H150ZM202 204V203H201ZM205 204H207V202L205 203ZM222 204V203H221ZM220 204V205H221ZM241 204H243L242 202H241ZM240 204V205H241ZM14 205V204H13ZM136 205V204H135ZM178 205V204H177ZM181 205H183V204H181ZM189 205V204H188ZM194 205H196V204H194ZM199 206H200V204H198ZM211 205H213L214 206V204H211ZM216 205H219V204H216ZM225 205V204H224ZM235 205V204H234ZM239 205V206H240ZM249 205V203H247V206ZM251 205V204H250ZM260 205V204H259ZM262 205V204H261ZM134 206V205H133ZM147 206V205H146ZM198 206V207H199ZM208 206H210V204L208 205ZM263 206V205H262ZM201 207V206H200ZM204 207V206H203ZM212 207V206H211ZM217 207H219V206H216V209H217ZM221 207V206H220ZM223 207V206H222ZM227 207L229 208V210H230V207H232L231 205H229V204H227ZM226 207V208H227ZM236 207H238V206H236ZM236 207H235V209H236ZM243 206H240V208H241V211H243L242 209L243 208H245V207H243ZM259 207V206H258ZM9 208V207H8ZM132 208V207H131ZM147 208V207H146ZM161 208V207H160ZM174 208H176V207H174ZM181 207H179V209H180ZM185 208V207H184ZM183 208V209H184ZM189 208V207H188ZM194 208V207H193ZM214 208V207H213ZM226 208H224L223 207V210L224 209H226ZM233 208V207H232ZM248 208V210L250 209L249 207H247ZM247 208H245L244 210H246L247 211ZM257 208V207H256ZM13 209H16V208H13ZM58 209V208H57ZM129 209V208H128ZM135 209V208H134ZM142 209V208H141ZM152 209V208H151ZM169 209V208H168ZM168 209H166V211L168 210ZM191 209V208H190ZM205 209L207 210V208L205 207ZM205 209H202V213H203V210H205ZM209 209V208H208ZM219 209V208H218ZM235 209H231V210H234V212L236 211ZM252 209V208H251ZM7 210V209H6ZM5 210V211H6ZM133 210V209H132ZM160 210H162V208L160 209ZM159 210V211H160ZM197 210V209H196ZM199 210V209H198ZM127 211V210H126ZM130 211V210H129ZM136 211V210H135ZM137 211H138V209H137ZM136 211V212H137ZM140 211H143V210H140ZM145 211V210H144ZM155 211V210H154ZM162 211H164V210H162ZM183 211H185V210H183ZM192 211H193V209L191 210V212H190V214L192 213ZM224 211H226V210H224ZM223 211V212H224ZM228 211V210H227ZM245 211V212H246ZM258 211V210H257ZM10 212V211H9ZM54 212V211H53ZM134 212V211H133ZM156 212V211H155ZM187 212H188V210H187ZM200 212H201V210H200ZM204 212H207V211H204ZM220 212H222V208H221V210L219 209V211H217L216 210V212H215V215L214 214H210V213H212V211L210 212V213H208L209 214V216L210 215H212V216H210L211 218L210 219H207V222H210V221H208V220H213L214 221V223H215V221H216V223L217 222H219L220 223V221L222 222V219H221V217H219V215H221V214H219ZM231 212V211H230ZM229 212V213H230ZM238 212V211H237ZM244 212V211H243ZM259 212V211H258ZM55 213V212H54ZM135 213V212H134ZM138 213V212H137ZM154 213V212H153ZM156 213H159V212H156ZM161 213V212H160ZM184 214H185V212H183ZM182 213V214H183ZM194 213V212H193ZM214 213V212H213ZM236 213V212H235ZM239 213H242V212H239ZM257 213V212H256ZM19 214V213H18ZM124 215H125V213H123ZM127 214V213H126ZM142 214H144V213H142ZM168 214V213H167ZM170 214V213H169ZM177 214V213H176ZM199 214V213H198ZM207 214V215H208ZM217 214H219L218 216H217ZM223 214V213H222ZM226 214V216H227V213H225ZM231 214H233V213H231ZM243 215H244V213H242ZM241 214V215H242ZM251 214V213H250ZM254 213H252V215H253ZM259 214V213H258ZM16 215H17V210H15V212H12L11 214H9L8 212H5L4 213V215L3 216H0V237H2V226L1 225H3L4 223H3V221H5L6 219H12V221H13V224H14V222H15V220H16ZM26 215V214H25ZM128 215V214H127ZM151 215V214H150ZM149 215V216H150ZM157 214H155V216H156ZM195 215V214H194ZM204 215H205V213H204ZM203 214H202V216H204ZM240 214L238 215V218H240V216H241ZM252 215H251V217H252ZM260 215V214H259ZM121 216V215H120ZM123 216V215H122ZM146 217H149V216H147V215H145ZM180 216V215H179ZM184 216V215H183ZM200 217H201V214L199 215ZM198 216V217H199ZM223 216V215H222ZM229 216H230V214H229ZM231 216H233V215H231ZM246 216V215H245ZM254 216V215H253ZM256 216V215H255ZM263 216V219H264V214H263V211L261 212V216L260 217H262ZM116 217V216H115ZM141 217V216H140ZM144 217V216H143ZM151 217H152V215H151ZM154 217V216H153ZM197 217V216H196ZM204 217H206V216H204ZM250 217V218H251ZM259 217V216H258ZM259 217V218H260ZM45 218V217H44ZM142 218V217H141ZM150 218V217H149ZM158 219V223L157 222H155V224H157L158 226L160 225V224H162V223H166L168 220H169V218L168 217H165V220H166V218L168 219V220H164V217H162V215L160 214V216H157V217H155V219ZM184 218V217H183ZM203 218V217H202ZM212 218H214V219H212ZM223 218V217H222ZM225 218V217H224ZM227 218V217H226ZM225 218V219H226ZM234 218V217H233ZM231 218L230 217V219H232L233 220V222H232V225L233 226H231V227H233V229H234V227L237 229L238 227H240L241 229H238L239 231L237 232L235 229H234V231H233V233H231L229 230H227L226 229V227H224L226 230H224L223 228H222V230H221V228H219L220 229V231H219V235L220 236H222V242H223V245H225V247H227L228 249H229V251H228V249H226L225 251L227 252V253H223L222 251H221V253L220 252H214V251H210L209 249H207V252H208V254H209V256L206 254L205 255V253H202L199 249H195L194 248V250H193V253L195 252V254H194V257H195V261H193L192 260V258H191V254L190 255H187V257H186V259H184L185 261H184V263H188V264H193L194 262H195V264H211L210 263V260H212V259H217V261L215 260V262H217L218 264H233V263H235V255H242V253L241 252H238V253H234L233 252V249H237L238 250V248L239 249H241V250H243V249H246V251H249V252H251V253H254V254H257V256H258V253L261 255V256H263L264 255V226L261 228V226L260 227H258L257 226V223H255V225L257 226L256 227V229H255V231L254 230H252V231H250V230H246L245 228H247V227H245L244 228V226H248V225H246V224H244L243 222H241V221H239V222H235L236 221V219L234 218ZM146 219V218H145ZM187 219V218H186ZM186 219H185V221H186ZM194 219V218H193ZM198 219V218H197ZM195 220V221H197V223L199 222L198 220ZM229 219V218H228ZM243 219V218H242ZM253 219V218H252ZM261 219V218H260ZM262 219V221L264 222V220ZM95 220V219H94ZM104 220V219H103ZM140 220V219H139ZM149 220V219H148ZM200 220V219H199ZM204 220H205V218H204ZM224 220V219H223ZM246 220V219H245ZM244 220V221H245ZM248 220V219H247ZM253 220H255V218L253 219ZM102 221V220H101ZM160 221V222H159ZM191 221V220H190ZM189 221V222H190ZM194 221V222H195ZM202 221H203V219H202ZM227 221H229V220H227ZM227 221H225V222H227ZM250 221H251V219H250ZM260 221V220H259ZM57 222H59V221H57ZM72 222V221H71ZM138 222V221H137ZM146 222V221H145ZM150 222V221H149ZM193 222V220H192V223L194 224V225H196L195 223ZM207 222H205V225H207V227L208 226H211V224H208ZM243 223L244 225H241V223ZM255 222V221H254ZM254 222H253V224H252V226L254 225ZM11 224V222H8V224ZM62 223V222H61ZM160 223V224H159ZM169 223V222H168ZM168 223L167 224H165V226H167L168 225ZM204 223V222H203ZM222 223H224V221L222 222ZM221 223V224H222ZM247 223H248V221H247ZM8 224H7V226H8ZM122 224V223H121ZM163 224V225H164ZM171 224V223H170ZM169 224V225H170ZM189 224V223H188ZM191 224V223H190ZM200 224V223H199ZM226 224V223H225ZM224 224V225H225ZM228 224H231V223H228ZM264 223H262V225H263ZM54 225V224H53ZM67 225V224H66ZM132 225V224H131ZM134 225H137V223L136 224H134ZM133 225V226H134ZM146 225V224H145ZM156 225V226H157ZM201 225V224H200ZM215 225V224H214ZM217 225V226H216ZM215 225V229L218 227V225H220V224H216ZM62 226V225H61ZM149 226V225H148ZM162 226V225H161ZM190 226V225H189ZM193 226V225H192ZM197 226V225H196ZM199 226V225H198ZM251 226V225H250ZM251 226V227H252ZM58 227V226H57ZM132 227V226H131ZM130 227V228H131ZM139 227V226H138ZM137 227V228H138ZM176 227V226H175ZM195 227V226H194ZM228 227H229V225H228ZM227 227V228H228ZM52 228H56V227H54V226H52ZM149 228V227H148ZM165 228V227H164ZM201 228L203 229L204 227L203 226H201ZM209 229H213V228H210V227H208ZM248 228H249V226H248ZM253 228V227H252ZM11 229V228H10ZM67 229V228H66ZM75 229V228H74ZM152 229V228H151ZM156 229H157V227H156ZM159 229V228H158ZM161 229V228H160ZM196 229V228H195ZM205 229H206V227H205ZM208 229V230H209ZM231 229V228H230ZM244 229V230H243ZM263 229V230H262ZM12 230H14V228L12 229ZM20 230V229H19ZM58 230V229H57ZM133 230V229H132ZM142 230H143V228H142ZM142 230H141V233H142ZM155 231V229H152L151 231ZM16 231V230H15ZM56 231V230H55ZM77 231V230H76ZM146 231H147V229H146ZM151 231H149L148 230V232H151ZM213 231H215V230H213ZM217 231H218V228H217ZM245 231V232H244ZM121 232V231H120ZM124 232V231H123ZM137 232H138V230H137ZM202 232V231H201ZM16 233V232H15ZM55 232H53L52 234H54ZM73 233V232H72ZM122 233V232H121ZM121 233H118V236L119 235H121ZM144 233V232H143ZM208 233H210L211 234V231L210 232H208ZM213 233V232H212ZM218 233V232H217ZM5 234V233H4ZM12 234H14V233H12ZM11 234V235H12ZM18 234V233H17ZM17 234H15V235H17ZM86 234V233H85ZM150 234V233H149ZM197 234V233H196ZM195 234V235H196ZM15 235H12V236H15ZM42 235V234H41ZM58 235V234H57ZM61 235V234H60ZM140 235V234H139ZM205 235V233L203 234V236ZM206 235H208L207 233H206ZM213 235V234H212ZM215 235V234H214ZM230 235V236H229ZM251 236V237H255V239L257 240V238H256V236L257 237H259V239L260 238H262L263 240H262V242L261 241H256L255 243L253 242L254 240L253 239H249V238H251V237H249L248 238V236ZM4 236V235H3ZM8 237V239H6L5 241H8L9 239H11L10 238V234H8L7 235ZM22 236H24V235H22ZM22 236H20V237H22ZM86 236V235H85ZM84 236V237H85ZM113 236V235H112ZM111 236V237H112ZM117 236V235H116ZM137 236V235H136ZM218 236V235H217ZM219 236V237H220ZM19 237V236H18ZM109 237V236H108ZM110 237V238H111ZM133 237V236H132ZM141 237V236H140ZM201 237V236H200ZM37 238V237H36ZM93 238V237H92ZM107 238V237H106ZM134 238H135V236H134ZM204 238L205 237H203V240H204ZM211 238V237H210ZM3 239V238H2ZM15 239V238H14ZM18 239L19 238H17L16 240L18 241ZM21 239V238H20ZM66 239V238H65ZM115 239V238H114ZM137 239H138V237H137ZM183 239V238H182ZM199 239V238H198ZM12 240V239H11ZM28 240V239H27ZM55 240V239H54ZM82 240V239H81ZM80 240V241H81ZM84 240V239H83ZM142 240V239H141ZM250 240H252V242H250ZM1 241V240H0ZM4 241V240H3ZM22 241H24L23 239H22ZM112 241H113V239H112ZM136 241V240H135ZM188 241H190V242H192L191 240H189L188 239ZM9 242V241H8ZM25 242V241H24ZM4 243V242H3ZM7 243V242H6ZM14 243H17V242H14ZM21 243H23V242H21ZM37 243H41V247H40V249H43V252L42 251H38V253H37V255H36V260H35V263H38L39 262V264H42V262L43 261H41L42 259L41 258H43L42 257V255H43V253L45 254V253H48L47 251L51 248V244L49 245L46 241H44L43 239H40V238H37L36 240H34L33 242H32V246H29V247H31V249H32V251H30V254L28 255V257H32L31 255H33V253L35 252V246H36V244ZM113 243V242H112ZM118 243V242H117ZM201 243V242H200ZM211 243H213V242H211ZM31 244V243H30ZM62 244V243H61ZM106 244V243H105ZM111 244V243H110ZM122 244V243H121ZM120 243H119V245H121ZM124 244V243H123ZM122 244V245H123ZM191 244V243H190ZM7 245H9L8 243H7ZM14 245V244H13ZM19 245H20V243H19ZM26 245V244H25ZM42 245H43V248H42ZM68 245V244H67ZM121 245V246H122ZM179 245H180V242H179ZM192 245H193V243H192ZM200 245V244H199ZM205 245V244H204ZM221 245V244H220ZM222 245V246H223ZM5 246V245H4ZM9 246H11V245H9ZM16 246H18V245H16ZM22 246V245H21ZM28 246V245H27ZM115 246V245H114ZM118 246V245H117ZM193 246H195V245H193ZM218 246V245H217ZM220 247L221 248V250L223 249V247ZM53 247V246H52ZM94 247V246H93ZM104 247V246H103ZM177 247H178V245H177ZM180 247V246H179ZM178 247V248H179ZM0 248L1 249H3V245L0 243ZM6 248V247H5ZM65 248V247H64ZM91 248V247H90ZM98 248V247H97ZM112 248V247H111ZM117 247H115V249L114 250H120V249H116ZM148 248H149V246H148ZM215 248V247H214ZM219 247H217V249H218ZM15 249V248H14ZM29 249V248H28ZM127 249V248H126ZM201 249V248H200ZM211 249V248H210ZM225 249V248H224ZM224 249H223V251H224ZM256 249L257 250H259L258 252H256ZM19 250V249H18ZM130 250V255H129V262H131L132 264H164L163 263V260H164V258L159 254V253H157V252H154L155 251V249H144V246H137V247H135L134 249H127V251H129ZM178 250V249H177ZM186 249H182V247H180V249H179V251L182 253V252H184ZM206 250V249H205ZM102 251V250H101ZM105 251V250H104ZM187 251V250H186ZM191 251V250H190ZM103 252V251H102ZM114 252V251H113ZM53 253V252H52ZM107 253V252H106ZM105 253V254H106ZM117 252H115L114 253V255L116 254ZM186 253V252H185ZM192 253V252H191ZM246 253H248V252H246ZM95 254V253H94ZM102 254V253H101ZM113 254V253H112ZM253 254V256L254 257H252V254H248V255H251V257H248V258H251V259H247V258H245V257H247V255L245 254V256L243 257V256H240V258H241V264H260V263H257L258 262V260L261 258H257L258 260L256 261V259H255V255ZM16 255H18V253H16ZM53 255V254H52ZM91 255H92V253H91ZM104 255V254H103ZM114 255H112V256H114ZM46 256V255H45ZM26 258L27 259V264H29L28 262H29V259L30 258ZM87 257V256H86ZM95 257H99V254H95ZM111 257V256H110ZM115 257V256H114ZM183 257H185L184 256V254H183ZM193 257V258H194ZM109 258V257H108ZM121 258V257H120ZM238 258V257H237ZM9 259V258H8ZM12 259H14V258H12ZM44 259V258H43ZM83 260V262H84V264H88L87 263V259H86V261H85V258H83V257H79V256H76V257H74L73 259H71V260H69V262H68V264H70L72 261H78V260ZM89 259V258H88ZM189 259H191L192 260V263L189 261ZM10 260V259H9ZM100 260V259H99ZM102 260V259H101ZM104 260V259H103ZM118 258H114L110 263H112V264H118L119 262H118ZM3 261V260H2ZM213 261V260H212ZM239 261V260H238ZM238 261H236V263H238ZM4 262H5V260H4ZM3 262V263H4ZM18 262V261H17ZM89 262V261H88ZM103 262V261H102ZM123 262V261H122ZM121 262V263H122ZM175 262V261H174ZM2 263V262H1ZM90 263V262H89ZM98 263H100V262H98ZM124 263V262H123ZM167 263H169V261L167 262ZM166 263V264H167ZM171 263H173V262H170V264ZM216 263V264H217ZM17 264V263H16ZM91 264V263H90ZM174 264V263H173ZM215 264V263H214ZM264 264V263H263Z\"/></svg>",
    "mask_w": 264,
    "mask_h": 264
},
{
    "label": "water",
    "instance_id": "obj_3",
    "mask_svg": "<svg viewBox=\"0 0 264 264\" xmlns=\"http://www.w3.org/2000/svg\"><path fill=\"white\" fill-rule=\"evenodd\" d=\"M136 11H140L137 7ZM24 24L34 26L33 18L28 17ZM49 28V27H47ZM242 125H245L243 123ZM217 150L215 145L206 144L197 149V153L207 155ZM138 155H148V161L144 166H130L128 162ZM83 156L93 163L90 171H82V174L103 189H127L139 186L159 187L164 184L165 176L160 173H151L149 169H164L172 164L184 161V158L178 156L173 149L166 144H154L152 146L140 145L131 147L129 154L123 160L107 161L104 155L98 151H85ZM27 165L17 163L13 166V176L18 181H24L28 178ZM41 243L35 246V252L29 259V264H34L36 253L40 250ZM70 264H84L83 260L72 261Z\"/></svg>",
    "mask_w": 264,
    "mask_h": 264
},
{
    "label": "crops",
    "instance_id": "obj_4",
    "mask_svg": "<svg viewBox=\"0 0 264 264\" xmlns=\"http://www.w3.org/2000/svg\"><path fill=\"white\" fill-rule=\"evenodd\" d=\"M37 245V244H36Z\"/></svg>",
    "mask_w": 264,
    "mask_h": 264
}]
</instances>
